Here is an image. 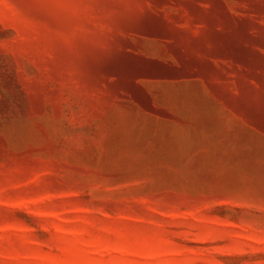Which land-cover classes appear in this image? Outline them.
Returning <instances> with one entry per match:
<instances>
[{"label":"rangeland","instance_id":"1","mask_svg":"<svg viewBox=\"0 0 264 264\" xmlns=\"http://www.w3.org/2000/svg\"><path fill=\"white\" fill-rule=\"evenodd\" d=\"M0 264H264V0H0Z\"/></svg>","mask_w":264,"mask_h":264}]
</instances>
